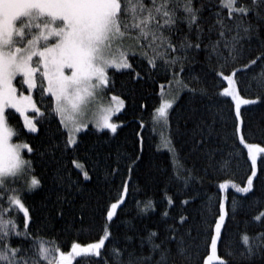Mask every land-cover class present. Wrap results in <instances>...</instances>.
Returning a JSON list of instances; mask_svg holds the SVG:
<instances>
[{"label":"snow or ice","instance_id":"1","mask_svg":"<svg viewBox=\"0 0 264 264\" xmlns=\"http://www.w3.org/2000/svg\"><path fill=\"white\" fill-rule=\"evenodd\" d=\"M254 43L259 52L253 57ZM256 66L261 71L253 79L261 94L247 99L236 77ZM115 73L130 75L133 85L166 82L159 84L161 103L151 120L172 154L161 200L166 208L155 226L126 221L128 230L119 238L111 224L117 210L127 207L132 174L143 158L142 131L136 133L139 154L127 157V178L119 155L110 163L80 136L89 122L98 132L116 134L123 127L112 121L126 106L119 95L88 120L91 105L115 87ZM210 77L214 92L207 87ZM128 91L134 99L135 87ZM34 94L49 101L45 111ZM252 105L264 106V0H0V264H79L77 258L89 264H264V211L243 221L246 229L258 223L259 230L244 231L239 248L229 236L230 223L257 194L254 181L264 176V159L259 175L257 163L264 147L246 143L243 134L242 106ZM16 113L28 133L58 121L46 146L12 142L19 132L9 119ZM138 127L144 129L142 120ZM238 144L250 161L246 183L222 179L216 195L205 198L198 186L207 176L229 177L239 166ZM25 150L31 158H24ZM37 157L50 168L52 184L41 207L31 208L26 194L43 188L35 174ZM101 171L105 185L121 178L114 202L104 209L103 235L73 242L64 252L45 229L53 222L62 231L83 232L86 223L91 229L94 210L75 200L85 182L94 176L99 181ZM171 185L183 199L168 195ZM157 207L152 198L136 201L133 219H150ZM39 219L45 229L35 227ZM201 244L208 254L199 260ZM218 246L226 249L224 256Z\"/></svg>","mask_w":264,"mask_h":264},{"label":"trees","instance_id":"2","mask_svg":"<svg viewBox=\"0 0 264 264\" xmlns=\"http://www.w3.org/2000/svg\"><path fill=\"white\" fill-rule=\"evenodd\" d=\"M259 50L256 48L255 43L253 44V57L258 54ZM248 60L245 59L235 67H242ZM134 65L136 61H133ZM199 72V68L196 69ZM231 68L226 69V72H230ZM261 71L260 66H256L247 72H243L237 75L236 79L239 81L238 87L242 90V95L247 99H256L260 95V91L256 87V82L253 77ZM115 87L112 88L108 94L119 95L126 99L125 108L113 117L115 123L123 125L118 128L116 134H112L108 130L98 132L95 128L90 127L85 132H82L80 136L83 138V143L89 148H95L97 152L105 157H109V162L115 161L117 156L121 157V170L124 173V178H127V171L125 168L126 163H130L127 157L132 156L134 153L139 154V143L137 132L142 131L143 135V158L140 162L139 169L135 170L132 174V180L130 181V195L127 200V207L117 210V216H114L111 224V232L113 237L119 238L128 230V224L126 221H132L135 224L141 226L153 227L159 219V213L165 208L166 204L161 203L162 194L164 189L168 187L167 175L170 174L172 154L162 144L161 131H153V125L151 115L156 107L161 103L160 97V83H166L163 79L158 80L156 83L153 82H141L139 84L130 83V75L126 73H115L113 75ZM227 83L224 82L226 87ZM135 87L136 93L135 98L129 97V89ZM207 87L209 91H216V82L211 79L208 80ZM34 99L37 101L38 107L41 111H45V105L49 103L47 99L43 102L40 101L38 95L34 94ZM183 103V101H181ZM141 105L146 107L141 108ZM247 107L249 110L245 111ZM242 115L247 125V129L244 131L245 141L248 143H257L264 147V106L252 105L242 106ZM143 121L145 127L141 130L138 125ZM10 125L15 128L18 132V136H14L13 140L16 143L27 142L34 146L37 150L46 146L48 137L51 132L55 131L58 121H54L51 124L42 123L38 124L39 131L37 133H28L27 129L23 127V121L19 118V114L16 113L12 118L9 119ZM229 133L232 128L229 127ZM180 146L177 145V148ZM238 151L242 153L239 166L235 169L234 173L229 177H217L215 175H209L205 178L203 186H198L200 193L205 197H214L217 193L216 184L222 179H230L233 182L243 186L246 183V178L250 175V161L247 160V149L243 145H237ZM25 159L31 158L25 150L23 153ZM183 155V153H181ZM81 161H84V153H80ZM264 159V154L258 157V175L260 160ZM92 160H88V164L91 165ZM151 165V167H149ZM35 174L37 178L41 179L43 183L42 189H37L36 192L26 194L25 203L31 208H40L44 202L45 192L52 184V172L49 167L43 164L39 157L36 158L35 163ZM159 170V171H158ZM151 174L152 177L158 178L153 183L152 180H146L145 178ZM121 182L120 177H116L114 184L105 185L104 174L101 171L99 173V181L94 176L92 182H85L82 185L83 191L77 193L75 203L77 206L87 203L91 210L89 222L92 227L88 230V224H85V231L78 232L73 229L71 231H62L59 223L53 222L45 229V224L42 219L37 221L35 227L45 229V234L54 237L57 243L62 247L64 252L70 250L73 242H79L81 244H87L94 242L99 236L103 235L101 231L104 226V217L106 212L104 211L106 204L114 202V197L117 194ZM256 185L257 194L250 200L246 201L248 205L244 213L236 216L229 225L230 228V239L233 243L234 248H239L240 237L244 231H248L250 234L258 231V223H250L245 228L243 221H251L252 217L258 214L260 211H264V197H261L260 193L264 192V176L260 177L259 182L254 181ZM171 190L168 195L179 196V199H183L184 196L181 194V189L176 185L170 186ZM233 195L237 197L239 194ZM147 198H152L157 202V214L151 216L150 219L144 218L142 220H134L135 217V202L143 201ZM231 199V196H230ZM262 201L254 204L253 201ZM179 209L172 210V214L175 215ZM46 215V213L42 214ZM80 226L77 225V228ZM226 249L218 246V254L224 256ZM208 253L204 250V245L201 244L200 256L197 258L202 260ZM79 264H89L86 259L77 258ZM73 264H77V261H73Z\"/></svg>","mask_w":264,"mask_h":264},{"label":"rangeland","instance_id":"3","mask_svg":"<svg viewBox=\"0 0 264 264\" xmlns=\"http://www.w3.org/2000/svg\"><path fill=\"white\" fill-rule=\"evenodd\" d=\"M227 86V85H226ZM112 95H115V94H108V93H106L105 95H103L102 97H100L99 99H98V101L97 102H95V103H93L92 105H91V107H90V109L88 110V120H91V119H93L94 118V113H96L98 110H99V107L101 106V105H103V106H107L110 102H111V96ZM122 98V97H121ZM122 111V110H121ZM120 111V112H121ZM119 112H117L116 114H118ZM115 114V115H116ZM29 115L31 116L32 115V113H29ZM114 115V116H115ZM113 116V117H114ZM113 117H112V121H113ZM22 119V118H21ZM22 121H23V119H22ZM114 122V121H113ZM10 124V123H9ZM90 127H93V128H95L94 127V125L92 124V123H90L89 122V124H88V128H90ZM96 129V128H95ZM12 142L13 143H16V142H14V140L12 139ZM246 142V141H245ZM246 143H248V142H246ZM164 146H165V144L164 143H162ZM250 144H257V143H250ZM257 145H259V146H261L260 144H257ZM166 147V146H165ZM261 147H263V146H261ZM219 255V254H218Z\"/></svg>","mask_w":264,"mask_h":264}]
</instances>
